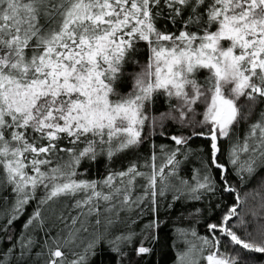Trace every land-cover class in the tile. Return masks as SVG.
I'll list each match as a JSON object with an SVG mask.
<instances>
[{"label":"snow or ice","instance_id":"1","mask_svg":"<svg viewBox=\"0 0 264 264\" xmlns=\"http://www.w3.org/2000/svg\"><path fill=\"white\" fill-rule=\"evenodd\" d=\"M162 19L175 30L158 27ZM141 43L146 63L134 74L132 90L121 95L116 84ZM158 96L166 98L167 111L156 115L148 106ZM258 101H264V0H0V188H10L16 197L8 224L42 189L24 227L43 230L42 211L64 225L51 245L45 240V264H87L105 240L118 264H124V248L138 234L109 239L110 228L122 211L146 202L155 212L177 175L178 155L187 159L190 141L204 138L209 161L195 170L193 183H179L200 199V193L216 191L210 175L214 167L221 172L222 190L233 194L235 203L218 224L207 226L209 236L198 237L199 254L188 264L201 259L245 264L240 251L264 255V199L259 211L247 213L249 222L238 211L248 194L241 197L228 184V168L218 155L220 141L230 140L227 163L242 182L264 169V111L248 123ZM169 123L191 131L169 135ZM241 124H247L243 138L235 135ZM156 134L176 147L159 166L153 152L144 165L149 172L133 162L100 180L78 178L82 161L95 162L99 156L111 161ZM160 147L163 152L165 146ZM138 180L144 183L135 195ZM155 227L153 221L141 230L136 256L151 253L145 242ZM83 234L91 239L67 262L61 247H78ZM222 239L236 255L220 251ZM34 244L31 238L19 242L18 264H26L23 258ZM206 249L211 251L205 255ZM15 251L13 246L0 255V264H10ZM195 251L193 244L178 254V264Z\"/></svg>","mask_w":264,"mask_h":264},{"label":"trees","instance_id":"2","mask_svg":"<svg viewBox=\"0 0 264 264\" xmlns=\"http://www.w3.org/2000/svg\"><path fill=\"white\" fill-rule=\"evenodd\" d=\"M158 27L162 30L165 28L169 30H175L166 20H159ZM178 27V26H177ZM138 61L133 63L132 61ZM147 49L143 43L137 46V51L131 54L129 62L125 64L123 75L116 84L117 91L121 95H126L132 90L133 76L139 72L141 67L146 63ZM206 73L200 74L202 80ZM172 103H176L175 100ZM241 104L247 107L248 102L241 98ZM148 110L152 114H160L167 111V100L163 96H158L154 103L148 106ZM202 110V106H201ZM264 111V101H258L252 116L248 123L254 122L259 117V113ZM247 128V124H241L235 135L243 138L244 132ZM191 130H180L176 125L169 123L166 128V132L171 134H183L187 135ZM231 141L228 139H222L220 141L221 152L219 155V161L226 164L228 171L226 173V179L228 184L236 188L244 197L247 193L246 203L241 205V214L246 215V219L251 222V215H247L251 211H259V204L264 199V169H260L251 178L245 175V180L242 182L239 176L236 175L235 168L227 163L228 150ZM63 147H71L67 141H61ZM155 145V147H153ZM161 145L165 146L164 151H161ZM83 147V145H81ZM176 146L174 143L165 137L156 134L148 137L145 142L137 149L121 153L114 157L111 161L107 160L104 156H99L95 162L84 160L81 162L77 171L80 173L79 179L88 180H100L110 170L121 171L124 170L130 163H137L140 165V171L149 172L150 169L145 167V162L149 161L153 152L156 154V165L159 166L165 162V154ZM188 148L191 149L187 159L183 155H178L177 159L181 161L178 166L177 175L174 178H170L171 187L166 191L164 197L160 198L157 205V210L152 211L151 206L146 202L139 207L134 208L132 211H122L116 223L110 228L109 239L126 233L129 231L136 232L137 238L133 241L131 247H125L124 251L128 255L124 258V264H178V254L188 252L191 245H196V251L189 257L185 258V264L188 261L198 256L200 248V240L198 237L209 236L208 225L211 223H219L222 216L227 211L229 206L235 203L233 194L224 192L222 190L223 184L221 182V172L217 169L210 168V175L216 184V191L209 193H200V199H193L196 194L191 193L187 187L180 185L181 179L187 180L189 184L193 183L192 176L196 169H202L203 163L208 162L210 158L209 141L204 138H194L190 141ZM64 156L63 153H61ZM245 156H241V159H245ZM65 159L67 157L65 156ZM238 167V165H237ZM169 169H165L167 172ZM143 180H138V187L135 195L141 194L140 184H143ZM177 188L180 191H177ZM43 195V190L37 191V198L30 201L25 205L23 210L19 213L18 217L12 221L9 225L8 220L12 215V210L16 202L15 194L11 192L10 188H0V255L7 253L8 249L16 247L14 254H11L8 259L10 264H18L20 259L19 242L25 238H31L35 241V244L31 248V251L23 258L26 264H45L47 259V249L45 248V240L51 245L52 239L60 233V230L64 228V225L59 222H54L48 219V213L42 211V215L46 218L43 230L38 227L32 226L25 228L29 218L37 209L39 198ZM179 197V198H176ZM135 220L136 223H132ZM155 221L156 227L150 230L149 239L145 242L146 247L152 249L151 253L144 256H136L133 249L139 245L141 230L145 225ZM70 223V221H69ZM251 231L252 228L250 227ZM66 231L61 236L66 235ZM196 233V236L192 235V232ZM240 234H243V230H238ZM185 235H181V233ZM47 233V236H46ZM219 235V233H217ZM155 237L153 239L152 237ZM91 236L83 234L81 240L78 241L79 246L69 245L68 247H61V251L65 253L67 262L75 259L74 253H83L84 247ZM54 248L55 245H52ZM211 249L205 250V255ZM220 251L231 253L236 255L237 252L228 243L227 240L222 239L220 244ZM44 253L38 255L39 253ZM239 255L245 264H264V255L248 253L240 251ZM87 264H118L117 256L109 250V244L107 240L102 242L96 249L94 255H89ZM200 264H206L201 259Z\"/></svg>","mask_w":264,"mask_h":264}]
</instances>
